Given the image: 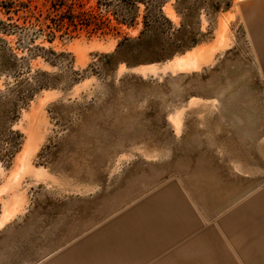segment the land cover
Here are the masks:
<instances>
[{"label":"rangeland","instance_id":"1","mask_svg":"<svg viewBox=\"0 0 264 264\" xmlns=\"http://www.w3.org/2000/svg\"><path fill=\"white\" fill-rule=\"evenodd\" d=\"M0 22V264H84L71 243L168 181L213 215L261 194L264 0H0Z\"/></svg>","mask_w":264,"mask_h":264},{"label":"crops","instance_id":"2","mask_svg":"<svg viewBox=\"0 0 264 264\" xmlns=\"http://www.w3.org/2000/svg\"><path fill=\"white\" fill-rule=\"evenodd\" d=\"M260 192L229 198L213 215L179 182L168 181L85 231L70 248H83L84 264H204L208 246V264H264Z\"/></svg>","mask_w":264,"mask_h":264},{"label":"trees","instance_id":"3","mask_svg":"<svg viewBox=\"0 0 264 264\" xmlns=\"http://www.w3.org/2000/svg\"><path fill=\"white\" fill-rule=\"evenodd\" d=\"M3 4H5V3H3ZM0 25H1L2 27H4V28H6V27H15V25L5 24V23H2V22H0Z\"/></svg>","mask_w":264,"mask_h":264}]
</instances>
